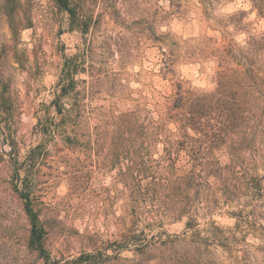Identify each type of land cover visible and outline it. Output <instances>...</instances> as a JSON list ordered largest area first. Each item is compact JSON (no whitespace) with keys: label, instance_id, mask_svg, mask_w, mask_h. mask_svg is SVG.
<instances>
[{"label":"rangeland","instance_id":"1","mask_svg":"<svg viewBox=\"0 0 264 264\" xmlns=\"http://www.w3.org/2000/svg\"><path fill=\"white\" fill-rule=\"evenodd\" d=\"M68 2L76 19L56 0H0V264H183L188 249L199 264H264V124L261 136L255 138V122L253 128L247 123L251 133L243 146L252 148L237 157L242 139L238 112L233 108L227 114L228 134L220 141L221 149L207 157L223 164L244 159L248 176H258L263 188L257 194L243 187L228 193V199L220 191L214 194L215 188H205L200 228H206L204 223L219 227L206 236L188 231L186 240L175 237L184 231L186 220L165 222L170 237L160 235L164 227L153 221L151 211L158 208L157 194L145 188L149 179L138 184L124 175L126 152L131 150L126 114L138 109L139 123L150 119L154 127L163 126L160 141L136 146L137 152H148L149 174L163 172L165 138L175 131L164 108L165 96L178 83L193 94L215 91L219 60L198 50L208 52L216 46L214 39L222 40L219 24L228 26L237 50L248 36H259L264 20L251 10V0L217 3L209 11L200 0ZM79 20L86 22L84 29ZM150 20L155 21L154 35L149 32ZM166 34L170 41L158 42ZM222 56L228 72L237 67L228 66V48ZM166 58L171 63L168 71L163 69ZM71 59L77 72L74 89L60 99L67 108L74 104L65 126L72 137L67 142L63 125L53 138L45 121L60 120L52 100L60 93L59 80ZM227 78L225 90L231 94ZM216 117L222 118L214 109L203 114L201 136L213 138L223 132ZM7 127L15 134V146L3 140ZM190 134L196 136V131L191 129ZM31 155L29 185L46 230L48 260L28 246L31 224L11 178L14 160L20 164ZM225 177L232 184L244 180ZM133 235L137 241H130L131 248L144 240H150L149 246L114 250L116 242ZM87 253L103 257L90 263L79 260Z\"/></svg>","mask_w":264,"mask_h":264},{"label":"trees","instance_id":"2","mask_svg":"<svg viewBox=\"0 0 264 264\" xmlns=\"http://www.w3.org/2000/svg\"><path fill=\"white\" fill-rule=\"evenodd\" d=\"M57 3L72 17L76 19L75 9L70 6L68 0H56ZM232 0H200V5L207 11L212 10L215 5L222 2H228ZM252 8L251 10L256 13L258 20H264V0H251ZM174 6L177 3L174 2ZM179 6V4H178ZM244 15V12L241 13ZM154 20H150L149 32L154 35ZM79 25L83 29L87 26L84 20H79ZM234 24V23H233ZM236 26V23H235ZM221 27L222 40L214 39L213 48H210L208 52L198 50L199 54H210L213 55L217 60H219L218 69L215 75V91L208 94H193L187 90L182 89V84H176V90L165 96V106L167 110L168 118L175 124V131L171 133V137H166L165 144V154L162 156L163 161L167 163L164 166V171L159 174H149L148 168L145 166L147 159L145 155L148 152L141 154L137 152L136 146L142 147L143 145H151L152 142L158 139H162L163 126L158 124L154 127L151 124L150 119L147 123L144 120L139 123L138 114L140 113L138 109H133L126 114L127 128L126 132V142H130L131 150L126 152V161L124 175H128L131 181H137L138 184L143 182V180L149 179L145 184L147 190L154 189L156 193V205L158 202V208L152 209L155 211L153 216V221L157 225L164 227L165 222L172 223L178 221H185V229L181 234H175V237L182 238L186 240L187 232L192 231L195 236H200L210 231H217L219 227L216 224L204 223L206 228H200V218L199 211L204 208L203 204L206 203V194L204 193L205 188H215L214 194H218L219 191L222 195H227L228 193L236 191H241V189H247L249 192L261 193L263 188L258 176H253L247 173V165L242 160H238V156H241L245 150L252 148L251 144L244 145V138L248 140L249 132L246 128L247 123H251L250 128H253V121L255 122V138L261 136L262 127L264 124V30L259 32V36L256 34L248 36L245 41L244 47L236 49L233 45L234 40L229 38V28L225 24ZM226 27V28H225ZM147 38L150 36L146 35ZM169 34L162 36L158 40L161 44H166L170 39L167 37ZM212 41V39H211ZM225 48H228V54L230 58V64L228 66L237 65L236 68L230 67V72H228V67L225 68L222 61V52ZM164 56L167 55L165 50H162ZM171 58L174 56L171 52L168 53ZM163 64V69L169 70L171 63L166 58ZM70 61L65 63L63 69V75L59 80L60 93L54 97L52 102L56 105V110L60 115V120L58 123L53 121H45L46 132H48L53 138L58 131V127L63 125L62 136L67 142H70L72 137L65 126L67 125L71 115V107L67 108L65 103L60 102L62 97H67L72 89H74L76 68H73V63ZM230 77V78H227ZM226 78L230 80V88L233 92L228 94L225 90ZM236 88L238 91L236 92ZM235 89V90H234ZM240 91V92H239ZM234 108L238 112V124L240 126V136L241 144L236 149L237 157L233 158L228 164H223L219 158H214L210 160L207 154H213L216 150L221 149V144L223 142V137L227 133V129L230 128V121L228 120L227 114ZM208 109H214L219 111V115L222 118H215L217 124H222L224 130L222 133L214 134L213 138H204L202 135V125H203V114L207 113ZM146 127V129H145ZM159 129V131H158ZM196 131V136L190 134V130ZM221 129V128H220ZM252 136H253V129ZM230 132V131H229ZM3 133L4 142H11L13 145L17 142L15 134L9 127ZM201 133V134H200ZM206 136V134H205ZM118 138V136H117ZM222 139V140H221ZM227 137L225 138L226 141ZM207 140V141H206ZM222 141V142H220ZM224 141V142H225ZM251 142V141H249ZM209 144V145H208ZM11 146V150H15V145ZM130 149V148H129ZM134 149V150H132ZM23 161L19 164L18 159L14 160V172L11 175L12 180L15 183V187L24 200V209L29 218L31 228L28 237V246L30 249L39 253L46 260L50 259V254H48L45 247V234L46 230L43 223L40 220L38 212L34 208V199L32 197L30 189V174L28 168V161ZM18 165V166H17ZM22 170H24V175L22 176ZM231 175L232 177L243 180L240 184H232L226 175ZM128 181V178H126ZM129 181L128 183L130 184ZM229 182V185L226 183ZM245 181V182H244ZM223 185V186H222ZM222 187L225 189V193L222 192ZM149 192V191H148ZM218 202V201H217ZM135 218H138V212L133 213ZM160 235L167 234L166 228L159 230ZM133 236L128 237L126 241L116 242V250L118 253L128 250H140L149 246L150 240H144L139 242L133 248L129 245L132 241H137L133 239ZM208 237H206L207 239ZM131 241V242H130ZM183 264H199L194 261L191 257L193 255L191 250H186ZM109 254L106 255L108 257ZM97 257H103L101 253H87L79 258V260L90 263ZM79 262V261H78ZM181 264V263H180Z\"/></svg>","mask_w":264,"mask_h":264}]
</instances>
